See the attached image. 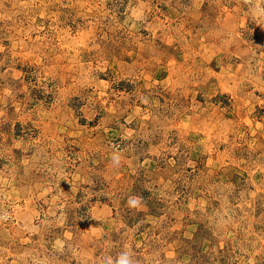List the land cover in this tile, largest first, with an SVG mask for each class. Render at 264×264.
I'll return each instance as SVG.
<instances>
[{"label": "rangeland", "instance_id": "rangeland-1", "mask_svg": "<svg viewBox=\"0 0 264 264\" xmlns=\"http://www.w3.org/2000/svg\"><path fill=\"white\" fill-rule=\"evenodd\" d=\"M0 264H264V0H0Z\"/></svg>", "mask_w": 264, "mask_h": 264}]
</instances>
